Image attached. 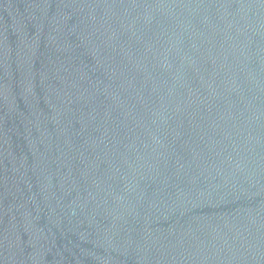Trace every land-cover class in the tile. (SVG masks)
Wrapping results in <instances>:
<instances>
[{"label":"water","instance_id":"water-1","mask_svg":"<svg viewBox=\"0 0 264 264\" xmlns=\"http://www.w3.org/2000/svg\"><path fill=\"white\" fill-rule=\"evenodd\" d=\"M0 264H264V0H0Z\"/></svg>","mask_w":264,"mask_h":264}]
</instances>
